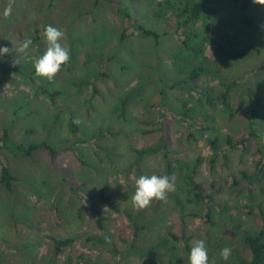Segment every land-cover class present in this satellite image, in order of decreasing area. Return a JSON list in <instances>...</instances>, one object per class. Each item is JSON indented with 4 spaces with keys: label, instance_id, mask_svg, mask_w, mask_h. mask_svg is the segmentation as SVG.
Masks as SVG:
<instances>
[{
    "label": "rangeland",
    "instance_id": "obj_1",
    "mask_svg": "<svg viewBox=\"0 0 264 264\" xmlns=\"http://www.w3.org/2000/svg\"><path fill=\"white\" fill-rule=\"evenodd\" d=\"M199 1L116 0L118 13L107 0H15L5 19L8 0H0V48L33 42L26 54L0 56V138L8 130L15 145L47 143L57 151L24 156L0 148V162L16 177L12 191L0 184V264H190L196 239L205 242L209 264L251 260L242 237L264 230V171L256 175L264 137L224 153L209 141L218 138L224 148L228 136L239 140L251 126L264 134V6L252 0L244 11L242 2L212 0L216 14L177 29V14L186 20ZM48 25L65 33L71 56L51 81L34 68L48 46ZM219 42L252 51L225 62ZM198 67L203 72L190 81ZM162 140L167 150L138 158L136 151ZM169 164L175 190L135 210L136 179L168 175ZM99 194L111 201L97 205L102 229L87 200ZM66 239L74 241L57 248ZM225 247L228 261L220 256Z\"/></svg>",
    "mask_w": 264,
    "mask_h": 264
},
{
    "label": "trees",
    "instance_id": "obj_2",
    "mask_svg": "<svg viewBox=\"0 0 264 264\" xmlns=\"http://www.w3.org/2000/svg\"><path fill=\"white\" fill-rule=\"evenodd\" d=\"M107 1L109 4H111L113 6V8L116 12H118V13L121 12V9L119 8V5L116 2V0H107ZM232 1L235 3L242 2V7H243L244 11H247L250 8L251 2H252V0H232ZM212 3H213L212 0H201L197 3H195L193 5V7H191L189 10H186V12L189 13V16L184 21H181L182 17H184L183 12L178 13L177 14V19H178L177 29L184 28L187 23L199 21L202 18L203 14H207V15L216 14L217 10H215V9L210 10L209 9L210 6L212 5ZM125 16L128 17L127 15H125ZM242 20L244 21V23L248 24L249 26L256 27L255 23L253 22L252 19L242 18ZM207 28L212 29L215 27L212 25H207ZM138 30L143 35H145L147 37H154L156 39V41H158V39L160 38V35L156 31L148 29V28L144 27L143 25H139ZM186 33L188 35V32H186ZM127 34H128V29H127V27H124L123 32L121 34V40L122 41L126 40V38L128 37ZM194 37L195 36H192V38H194ZM187 40H189V39L187 38ZM186 43L187 42H185V44ZM251 51H252L251 47H246V48H243L241 50L229 49L222 42H219L217 44V47H216L217 55L220 58H222L225 62H228L230 60L245 59L251 54ZM1 70H2V72H5V73H8L11 71L10 69H7V68H2ZM203 70L204 69L202 67H198V69H195L191 72V75L189 76L188 79L190 81H194V80L198 79L200 73H202ZM182 83H183V81H179L178 83L174 84L172 86V88H175L176 86H179ZM234 83L237 84L236 82H234ZM81 85H91V82H83V83H81ZM125 102L126 101H124L123 104H125ZM247 114H249V113L244 114L241 111H233V113H232L233 117L234 116H241V117L243 116L244 117L245 115L247 116ZM69 127L71 128L74 135H76L78 137V135H79L78 126L76 125V123L73 119L70 120ZM254 137L261 140V138L264 137V134L260 136L259 133L257 132V130H255V128L251 126L248 133L243 138H241L239 140H234L231 136H228L227 141H226V145L224 148L220 147L221 145L219 143L218 138H215L214 140H210L209 143H210L211 148L213 149V151L215 153H220V152L224 153V151H226V150H234V149H239V148H241L243 151H246L249 139L254 138ZM163 147L166 150L168 148V144L164 140H162L158 145H155V146H152V147H149L146 149L138 150V151H136V154L138 155V158H143L144 156L160 152L161 150H163L162 149ZM0 148H7L9 150L11 149V150H14L16 152L23 154L24 156H31L34 152L41 150V149L49 150L53 156L57 153V151L54 150L47 143L31 144L29 146L15 145V144L11 143L8 130H5L3 132V135L0 138ZM166 155H168V152L166 153ZM181 165L183 167L186 166L185 164H181ZM257 168H258V172L256 175L260 178L261 177L260 175H262L263 171H264V160L258 164ZM171 170H172L171 164H169L168 171H167V174L169 177L172 174ZM0 171H1L0 184L3 185L7 190L12 191L14 182L16 181V177L13 175L11 169L5 165V162H2V163L0 162ZM243 177H244V179L248 178V176L246 174H243ZM261 181H262V179H261ZM233 184L237 185V183H233ZM201 192H203V191H201ZM87 200L89 202L93 203L92 211L96 217L97 226L99 229H102L104 218L102 217L101 211L97 205L99 203H102V202L111 203L110 197H105L103 194L91 195L87 198ZM133 227H134L135 233H134L132 242H136L139 238L138 237L139 228H138V225L136 224L135 221H133ZM242 238H243L244 244L249 248V250L251 251V254H252L251 260H249V261L242 260V264H264V230H262L260 233H258L256 235H251V234L249 235L247 233V234L243 235ZM73 241H74L73 239L59 240V241H56V245H57V248H59L61 246H67V245L71 244Z\"/></svg>",
    "mask_w": 264,
    "mask_h": 264
},
{
    "label": "clouds",
    "instance_id": "obj_3",
    "mask_svg": "<svg viewBox=\"0 0 264 264\" xmlns=\"http://www.w3.org/2000/svg\"><path fill=\"white\" fill-rule=\"evenodd\" d=\"M15 0H8L2 15L5 19H10L14 10ZM254 3L264 6V0H254ZM44 36L47 41V49L42 56L35 59V74L38 77L53 80L66 65L70 59V49L65 47L61 41L65 38V33L51 25L45 27ZM13 48H0V56L10 54L15 49L17 53L26 54L32 45L31 39L13 43ZM175 190V176L168 175H141L135 181V193L131 197V202L135 210H144L150 207L154 200L165 201L167 194ZM232 250L225 247L221 250L220 256L223 260L228 261ZM190 264H209V256L206 244L203 240L196 239L192 241V247L189 256ZM214 264V262H213Z\"/></svg>",
    "mask_w": 264,
    "mask_h": 264
}]
</instances>
